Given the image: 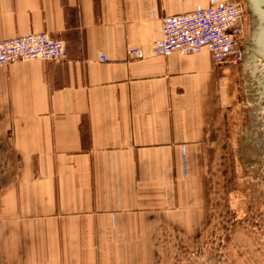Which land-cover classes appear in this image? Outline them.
Returning <instances> with one entry per match:
<instances>
[{"label": "crops", "instance_id": "crops-1", "mask_svg": "<svg viewBox=\"0 0 264 264\" xmlns=\"http://www.w3.org/2000/svg\"><path fill=\"white\" fill-rule=\"evenodd\" d=\"M217 1L0 0V40L66 47L0 66V264H191L244 238V68L153 52L163 17Z\"/></svg>", "mask_w": 264, "mask_h": 264}, {"label": "built area", "instance_id": "built-area-1", "mask_svg": "<svg viewBox=\"0 0 264 264\" xmlns=\"http://www.w3.org/2000/svg\"><path fill=\"white\" fill-rule=\"evenodd\" d=\"M244 20L245 9L239 0H218L206 7L165 16L153 52L191 54L206 47L215 65L240 64L246 46ZM138 53L137 49L129 50L130 55ZM65 57L64 41L44 32L0 40V66L24 60L61 61Z\"/></svg>", "mask_w": 264, "mask_h": 264}, {"label": "rangeland", "instance_id": "rangeland-1", "mask_svg": "<svg viewBox=\"0 0 264 264\" xmlns=\"http://www.w3.org/2000/svg\"><path fill=\"white\" fill-rule=\"evenodd\" d=\"M244 22L248 31L254 34L257 28L254 17L246 15ZM252 48V45L246 44L243 60L239 64L244 68L243 76L247 83V109L243 118L242 135L235 148L238 173L236 188L242 186L244 197L251 204L252 223L245 228V239L241 235L243 230L239 231L241 236L236 234L234 240H227L220 234L217 240L205 245V254H192L191 264H210V256H207L210 251L218 253L219 264H227V257L234 259L236 264H264V98L259 90L263 88L264 93V59L257 56ZM6 159V154L0 150V185L5 183L9 169Z\"/></svg>", "mask_w": 264, "mask_h": 264}, {"label": "water", "instance_id": "water-1", "mask_svg": "<svg viewBox=\"0 0 264 264\" xmlns=\"http://www.w3.org/2000/svg\"><path fill=\"white\" fill-rule=\"evenodd\" d=\"M257 21L256 32L253 34L254 44L252 49L261 59H264V0H251ZM260 94H261V88Z\"/></svg>", "mask_w": 264, "mask_h": 264}, {"label": "flooded vegetation", "instance_id": "flooded-vegetation-1", "mask_svg": "<svg viewBox=\"0 0 264 264\" xmlns=\"http://www.w3.org/2000/svg\"><path fill=\"white\" fill-rule=\"evenodd\" d=\"M243 3L244 9H245V16L249 15L250 17H254L255 21H256V13L254 8H252V1L251 0H240ZM246 23V22H245ZM245 39H246V44L248 46H251L254 44V40H253V34L250 33V31H248L247 26L245 24ZM263 88H261V96H263L264 98V93H263ZM263 112H264V107L262 108Z\"/></svg>", "mask_w": 264, "mask_h": 264}, {"label": "bare ground", "instance_id": "bare-ground-1", "mask_svg": "<svg viewBox=\"0 0 264 264\" xmlns=\"http://www.w3.org/2000/svg\"><path fill=\"white\" fill-rule=\"evenodd\" d=\"M251 59H252V57H250V62H249L250 64H251ZM249 63H248V64H249Z\"/></svg>", "mask_w": 264, "mask_h": 264}]
</instances>
